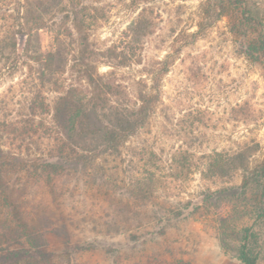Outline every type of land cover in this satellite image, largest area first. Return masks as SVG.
Segmentation results:
<instances>
[{
	"label": "trees",
	"instance_id": "obj_1",
	"mask_svg": "<svg viewBox=\"0 0 264 264\" xmlns=\"http://www.w3.org/2000/svg\"><path fill=\"white\" fill-rule=\"evenodd\" d=\"M100 2L0 0V76L26 68L30 80L26 112L16 113L11 101L0 99V264H63L48 252L46 241L54 211L67 228L60 210L67 189L63 178L91 177V191L109 198L118 189L127 195V205L150 201L160 184L155 153L144 145L133 150L127 145L156 113L170 55L154 63L147 81L127 83L115 70L139 64L143 43L153 34L156 17L150 4L155 0L124 4L138 12L110 43L91 38L106 19ZM196 18L195 31L178 34L184 37L181 45L224 19L243 58L264 68V1L198 0ZM102 61L113 70L100 73ZM259 148L250 139L235 150L214 151L203 172L221 178L241 172L239 186L214 193L232 198L249 192L256 219L264 220V149L254 158ZM126 158L123 170L114 164ZM117 171L129 175L120 180ZM257 241L256 233L244 230L238 264H257Z\"/></svg>",
	"mask_w": 264,
	"mask_h": 264
},
{
	"label": "rangeland",
	"instance_id": "obj_2",
	"mask_svg": "<svg viewBox=\"0 0 264 264\" xmlns=\"http://www.w3.org/2000/svg\"><path fill=\"white\" fill-rule=\"evenodd\" d=\"M100 1L98 6L107 10L106 19L91 38L110 43L138 11L124 6L129 0ZM197 5L198 0L151 3L155 24L143 43L139 64L115 69L127 83L147 81L154 63L170 55L168 71L160 80L156 113L127 145L131 150L144 145L155 153L152 163L162 177L158 188L150 201L127 205V195L118 189L109 198L91 191L87 185L91 177L72 174L63 178L67 189H63L60 210L67 228L60 226L54 211L53 227L46 234L47 250L57 262L238 264L243 232L249 228L258 238L257 264H264V220L256 219L252 195L239 192L231 198L214 193L224 186H239L241 172L224 178L203 172L214 151L235 150L250 139L260 146L254 158L261 157L264 68L243 58L224 19L194 42L181 45L184 37L178 34L196 30ZM97 67L102 74L113 70L107 61ZM27 72L22 68L11 77L0 76V99L11 101L10 109L16 113L26 112ZM11 89L14 94L10 96ZM114 164L123 170L127 158ZM116 175L121 180L129 173L117 171ZM35 194L47 200L42 191Z\"/></svg>",
	"mask_w": 264,
	"mask_h": 264
}]
</instances>
